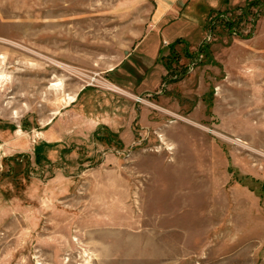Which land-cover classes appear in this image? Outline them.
Segmentation results:
<instances>
[{
	"label": "rangeland",
	"instance_id": "1",
	"mask_svg": "<svg viewBox=\"0 0 264 264\" xmlns=\"http://www.w3.org/2000/svg\"><path fill=\"white\" fill-rule=\"evenodd\" d=\"M249 2L0 0V264H264Z\"/></svg>",
	"mask_w": 264,
	"mask_h": 264
},
{
	"label": "crops",
	"instance_id": "2",
	"mask_svg": "<svg viewBox=\"0 0 264 264\" xmlns=\"http://www.w3.org/2000/svg\"><path fill=\"white\" fill-rule=\"evenodd\" d=\"M185 0H155V6H156V8H161V10L160 11H162V13L163 14H161V15H158L157 16V19L155 20V23H154V26H157L158 24H160V23H162V21H164V19L166 18V16L168 15V14H170V11L169 10H174V8L176 9V7H177V5L179 4V3H183ZM219 3V2H218ZM215 4V5H214ZM163 6H165V8L163 9ZM187 6H188V4H187ZM186 6V7H187ZM213 6H217V1H215V3L213 2ZM185 6L183 5V8H184ZM183 11V10H182ZM181 15V14H180ZM178 18V17H177ZM176 18V19H177ZM143 39H144V37H143ZM140 44V43H139ZM153 45H155V47H156V43L155 44H153ZM153 45L152 44H150L149 46H151V47H153ZM170 46V45H169ZM158 48V47H157ZM156 51V52H155ZM159 49H157V50H153V55H155L154 56V58L156 59L157 58V55H158V53H159ZM161 52V51H160ZM155 53V54H154ZM158 59H156V61H157ZM157 63H158V61H157ZM107 89V88H106ZM121 92H123V91H121ZM73 99H71V101H72Z\"/></svg>",
	"mask_w": 264,
	"mask_h": 264
},
{
	"label": "flooded vegetation",
	"instance_id": "3",
	"mask_svg": "<svg viewBox=\"0 0 264 264\" xmlns=\"http://www.w3.org/2000/svg\"><path fill=\"white\" fill-rule=\"evenodd\" d=\"M185 74H186V73H182V74H179V75H175V76H173V77L171 78V80H172L171 83H175L176 81L181 80V79L184 77ZM168 82H169V81H168Z\"/></svg>",
	"mask_w": 264,
	"mask_h": 264
},
{
	"label": "bare ground",
	"instance_id": "4",
	"mask_svg": "<svg viewBox=\"0 0 264 264\" xmlns=\"http://www.w3.org/2000/svg\"><path fill=\"white\" fill-rule=\"evenodd\" d=\"M108 90L112 91V92H121V90L119 88H116L115 86H112L110 84H106L104 85ZM169 150V149H168Z\"/></svg>",
	"mask_w": 264,
	"mask_h": 264
},
{
	"label": "trees",
	"instance_id": "5",
	"mask_svg": "<svg viewBox=\"0 0 264 264\" xmlns=\"http://www.w3.org/2000/svg\"><path fill=\"white\" fill-rule=\"evenodd\" d=\"M254 2H255V3H252V2H249V3H251V5L253 6V5L256 4V2H258V0H254ZM170 47L173 48V45H172V46L170 45ZM171 56H172V58H175V57H174L175 54H174V55L172 54ZM165 66H166V69L169 70L170 66H169L168 64H166V63H165Z\"/></svg>",
	"mask_w": 264,
	"mask_h": 264
}]
</instances>
